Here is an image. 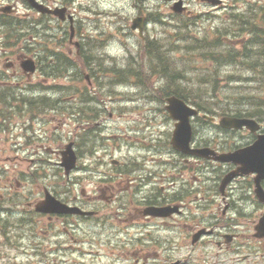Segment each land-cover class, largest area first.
I'll return each mask as SVG.
<instances>
[{
	"label": "rangeland",
	"instance_id": "374dc122",
	"mask_svg": "<svg viewBox=\"0 0 264 264\" xmlns=\"http://www.w3.org/2000/svg\"><path fill=\"white\" fill-rule=\"evenodd\" d=\"M179 3L183 10L176 13L172 8ZM218 3L67 0L64 15L72 11L73 27L55 15H37V26L36 19L25 17L7 26L5 38L20 32L31 49L50 48L46 54L37 49L42 67L35 73L7 78L8 68L0 66V79L16 95L9 99L12 105L21 91L48 103L35 114L0 104V264H230L232 255L226 254L235 253L218 248L221 235L191 243L193 226H207L196 221L236 234L239 254H250V264H264V242L252 237L264 205L254 196L252 179L230 186L225 209L219 183L227 167L187 160L170 145L174 121L163 94L177 90V82L191 106L205 101L209 116L242 108L264 124V55L252 44L255 34L254 40L264 34L259 15L264 0H223L224 8ZM136 16L147 18L142 37L130 27ZM246 40L248 57L226 61L229 54H241ZM82 49L86 63L79 58ZM59 56L71 65L58 74ZM248 62L259 66L257 77ZM202 121L193 120L197 146L230 150L254 139L248 131L223 133ZM69 143L76 164L67 174L60 163ZM131 178L137 180L135 191L127 187ZM43 188L97 211L95 217L37 215L27 202L42 198ZM175 192L189 212L182 231L173 222L141 226L117 211L128 207L134 213L136 201L148 194Z\"/></svg>",
	"mask_w": 264,
	"mask_h": 264
},
{
	"label": "water",
	"instance_id": "95a60500",
	"mask_svg": "<svg viewBox=\"0 0 264 264\" xmlns=\"http://www.w3.org/2000/svg\"><path fill=\"white\" fill-rule=\"evenodd\" d=\"M177 9L179 10V8ZM141 19L142 18L135 19L132 27L135 28L138 26L141 29ZM30 69L33 70V67L31 66ZM166 101L168 103L166 108L170 112L171 117L175 120H178V122L175 123V129L171 138V144L173 147L182 152L206 156L208 153L207 150L191 149L189 146L192 133L190 117L196 115L197 110L175 96L167 97ZM220 123L222 126L236 128L246 125L253 132H255L257 129L256 122L249 119L225 117L220 121ZM219 160L233 161L241 165L237 171H233L225 176V178L222 180V187L225 186V184L237 173L256 172L258 174L255 178V183L257 186L256 193L259 198L264 199V191L260 185L261 179L264 178V134L258 135L257 140L247 147L238 149L232 153L221 155ZM73 163L74 157L73 154H71L67 161L63 162V165H65L66 169L69 170L73 166ZM157 209L161 210L159 208ZM37 210L41 212L63 213L72 211L73 208H69L67 205L61 203L49 193H46L45 200L37 205ZM158 210L152 209V212ZM256 229L259 230V233L257 234L258 236L264 235V217L261 218L260 225L257 226Z\"/></svg>",
	"mask_w": 264,
	"mask_h": 264
},
{
	"label": "flooded vegetation",
	"instance_id": "af4514ba",
	"mask_svg": "<svg viewBox=\"0 0 264 264\" xmlns=\"http://www.w3.org/2000/svg\"><path fill=\"white\" fill-rule=\"evenodd\" d=\"M37 1L41 5L44 4L43 6L45 8H50V9L57 7V5H58L56 3V0H0V13L3 12V11H1V8L8 12V13L3 12L4 14H2L0 16L14 15V17H30L31 14H33V17L36 19L35 25L37 26V14H39L37 12ZM50 2H53L54 4L52 5ZM3 3H7V4L5 5ZM20 5L25 6V9H26L25 12L18 10V7ZM60 7L62 8V12H65L66 11L65 7H68L67 6V0H64V4L60 5ZM57 12L60 13V10H57ZM41 14H39V15L41 16ZM43 14H47V13H43ZM67 14H69V13H67ZM46 16H51V13H48ZM7 47H8V44L0 45V51H2V53H0V66L2 67V65L4 64L8 68V70H6V72L9 73V71H11V74H7L8 77L7 76L6 77L9 78V77L24 76V74L20 73L18 66L21 63V60H22L21 58L26 56V54L23 52H20V51L17 53L11 54L9 52H6ZM18 48L23 49V47H21V46ZM34 50H37V48H35ZM34 55L37 57V54L34 53ZM1 77H3V76L0 75V78ZM1 82H2V79H0V83ZM253 185H254V189L256 191V189H257L256 183H254ZM182 198L183 197L181 195H179L178 192H175L174 196L173 195L169 196L168 194L163 195V196L157 195L155 193L148 194L147 198H143L141 203H138V205H136L134 207L135 208L134 213H131L130 209L125 210L126 213H124V215H125L124 219L126 221L133 220L135 222L146 221V222L152 223V225H157V224L167 225L168 223L173 222L177 227L180 226L181 227L180 231H182V228L187 223L186 219H185V210H184L185 204L182 202V200H181ZM2 199H3V195H2ZM33 200H37V197L34 198ZM31 203H32V201L27 202L28 205H31ZM163 205L177 206L179 208V211H177L176 213L173 212L168 216H146V215H144L146 207H149L151 209H156L158 206H163ZM121 210H123V209H121ZM193 220H194V222L196 221L195 219H193ZM194 222H192V223H194ZM195 223L198 224L197 221ZM163 227H166V226H163ZM196 228H198V225H194L191 232L196 230ZM211 232L213 233L214 229H211ZM221 236H222V240L217 241L216 242L217 245L220 246L221 248H230L232 250L233 248L231 247V245L233 244L235 236H237V235L232 234V233L225 235L224 233H221ZM226 238L228 241L226 240ZM238 247L239 246H236L237 249H238ZM236 255H238V254H236ZM243 261H246V258H242L241 264H243ZM217 263L220 264L219 262H217Z\"/></svg>",
	"mask_w": 264,
	"mask_h": 264
},
{
	"label": "trees",
	"instance_id": "16d2710c",
	"mask_svg": "<svg viewBox=\"0 0 264 264\" xmlns=\"http://www.w3.org/2000/svg\"><path fill=\"white\" fill-rule=\"evenodd\" d=\"M155 52H157L158 50L155 49L154 50ZM157 57H160V56H157ZM207 60H211V59H207ZM252 69H256L255 67L252 66ZM173 79H174V76H171L170 78V81L173 82ZM177 85V90H173V91H168L170 92V94H176L177 96L185 99V100H188V96L186 94L183 93L182 89L180 88L181 86L179 85L180 83L177 82L176 83ZM179 85V86H178ZM213 90L215 91L216 90V87H215V83H214V86H213ZM236 96V95H235ZM44 99V98H43ZM199 102H195L196 106L202 110H205V111H208V107L206 106V103L203 99H199ZM48 103L45 101V102H40V103H37V106H45L47 105ZM210 109V108H209ZM223 112H226L225 110H222ZM231 113H234L236 115H242V113H245V114H249V115H255L253 113H251L250 111L248 110H245V109H242V108H234V110L231 109ZM259 115V114H258Z\"/></svg>",
	"mask_w": 264,
	"mask_h": 264
},
{
	"label": "bare ground",
	"instance_id": "6f19581e",
	"mask_svg": "<svg viewBox=\"0 0 264 264\" xmlns=\"http://www.w3.org/2000/svg\"><path fill=\"white\" fill-rule=\"evenodd\" d=\"M252 82H253V81H252ZM45 89H46V88H45ZM51 96H52V95H51ZM60 98H62V97H60ZM60 101H61V100H60ZM56 104H57V103H56ZM206 123H207V122H206ZM206 123H205V124H206ZM98 151H99V150H98ZM245 204H246V203H245Z\"/></svg>",
	"mask_w": 264,
	"mask_h": 264
}]
</instances>
